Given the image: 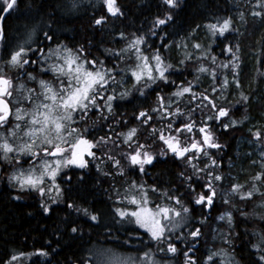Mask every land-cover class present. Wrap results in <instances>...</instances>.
<instances>
[{
  "label": "trees",
  "instance_id": "trees-1",
  "mask_svg": "<svg viewBox=\"0 0 264 264\" xmlns=\"http://www.w3.org/2000/svg\"><path fill=\"white\" fill-rule=\"evenodd\" d=\"M8 2L0 0V17ZM1 31L0 62L7 65L8 82L14 81L12 87L8 83L10 122L16 109L30 104L29 99L39 107L47 90L44 79L55 91L54 99L63 91L60 85L83 90L88 82L84 100L69 104L66 121L81 125L85 132L86 110L91 108L90 114H95L86 126L96 128L94 137L102 133L113 138L119 125H129L133 145L138 139V147L153 154L151 204L154 198L175 204L187 221L173 233L150 239L146 231L133 230L127 220L111 212L108 226L104 222L108 207L100 196L111 182L100 168L85 174L63 171L57 178L62 185L60 200L46 204L33 190L10 185L3 167L0 264L20 253L22 258L28 256L29 264H104L103 259L92 258L91 250L97 246L102 256L139 255L145 264L147 254L150 264H264V206L252 212L247 206L249 200L264 202V127L250 125L264 111V0H13ZM59 46L85 58L92 71H86L84 79L78 72L66 79L48 69V51ZM17 51L20 60L25 54L35 58L23 77H17L18 67L11 62ZM138 51L148 64L149 58L158 60L147 75L140 67L133 68L139 64ZM201 66L210 73L208 81L199 75ZM31 88L40 92L32 95L27 92ZM218 109L227 111V116L214 122ZM53 115L64 116L58 111ZM190 122L205 123V138L214 133L218 144L203 145L197 126L180 130ZM160 130L171 135H161ZM78 133L76 128L71 138ZM198 139L201 143L195 142L198 145L187 148L184 155L171 149L183 146L180 141ZM110 142L109 138L106 144H97L102 150L108 146L107 156L114 154ZM119 143L126 145L122 139ZM45 152L37 147L33 153ZM26 157L18 162L31 160ZM257 176L262 177L257 179L259 191L241 202L227 194L233 181L245 189ZM207 190L214 193L209 217L204 214ZM90 207L98 213L92 222L83 219ZM218 213L223 216L215 231L212 220ZM117 230L123 236L129 232L138 236L121 239Z\"/></svg>",
  "mask_w": 264,
  "mask_h": 264
},
{
  "label": "rangeland",
  "instance_id": "rangeland-1",
  "mask_svg": "<svg viewBox=\"0 0 264 264\" xmlns=\"http://www.w3.org/2000/svg\"><path fill=\"white\" fill-rule=\"evenodd\" d=\"M19 51L16 52V55L13 56V59L11 61L15 63L17 67H19V65H17V62H19L20 60ZM127 52L128 51H125V53ZM49 55L51 56V59L48 63H50L52 68L50 66V68L48 67V69H51L54 72H57L58 74H62L66 79L71 76V72H78V75L84 79L88 75V73L85 72L92 71V64L86 66L85 62L87 60L85 58L79 56L76 57V55L66 47L59 46L53 50H50L48 51L47 56ZM137 57V61L139 64L135 65L133 68L136 69V67H140L142 69L143 75H147L148 72H150L152 65H156L158 63L157 59L151 58L147 60V62L151 61V63H146L144 61V55L140 51H138ZM203 67L205 66H201L199 68V75L202 79H205L204 81H208L207 79H209L210 73L205 71ZM4 68H6V66L4 61H2L0 62V76L2 77H5V75L7 74V70H4ZM155 69L159 72L162 70V67L161 65H158ZM133 72L134 76L136 77L138 73L137 70H134ZM156 74L157 72H155V75ZM127 78L128 76H126V78L124 77V83H127ZM39 81L43 82V79ZM43 83L44 90H47L44 93L45 98L40 99L41 104L39 105V107L33 106L31 99H29L28 102L30 104L21 105L18 109L14 111V114L11 117V122L9 115L7 119H5L0 125V171H2L3 167H7V169L5 170V176L3 177H7V182L16 189L33 190L34 192L32 194L39 198L40 202H47L51 200L53 203H56L60 200L62 194V185L61 183H59V179L56 180V178L57 175L60 174L59 170L62 168V164L66 163L67 160L70 159V157H68V149L69 143L71 142V140L63 142L64 140L60 139V132L67 131L68 125L65 126V131L60 126L64 127V125L68 121L69 118L66 112L69 110V106L73 104V101L77 103L80 100H84L85 92L83 90L88 87V82H85L82 85L83 90H81L79 87H75V89L68 87L69 89H67L60 85L59 87L63 91L57 98L55 97L56 99L53 98V93L55 91L51 89L50 84L45 82V79ZM27 92H30L32 95H35L37 94V92L40 91L31 88L27 90ZM31 111H36V113H34L32 117L30 116ZM54 111H58V113H62L64 116L61 119H59L61 116H57L56 118L55 115H53ZM94 114L95 113H92L91 115ZM224 116H227V111L223 112V115L220 117ZM14 117H21L22 121L16 122ZM53 118L56 119L53 120ZM58 123H60V125H58ZM250 125H255V127L257 128L258 126L264 127V111L261 113V118L252 121ZM7 127L11 128L10 132H7ZM182 128L183 127H180V130ZM185 129L187 131H190L188 127ZM73 131L74 130H70V133H67L72 134ZM212 135H214V133L210 134L208 138L211 139ZM196 141L197 143H201L199 139ZM42 143L47 145L42 146ZM60 144L67 145L66 148L64 147L66 153H64V151L63 154L58 153V146ZM37 147L46 148V152L44 154L36 156V154H34L33 152ZM183 147H186V145L178 146L180 150L183 149ZM105 149L106 148H103L102 151L104 152ZM52 151L56 152L53 154ZM26 155L30 157L31 160L19 163L18 158H21V156H25V158L27 159ZM125 162L126 161L122 160L120 161V163H118L117 166L113 158L107 156L106 153L103 154L101 152L99 164V168L101 170L99 171L104 175L110 177L111 185L113 182L115 184L118 182V179L121 176L119 172V167ZM261 178L257 176L254 180L251 179L250 181H248L249 186H246L245 189L240 188L243 185L240 184L241 186L239 187V183L235 180L236 182L233 181L231 183V188H226L227 194L233 198L235 203H239L244 198L249 197L252 191H259V183L257 182V179ZM58 185L61 186V188H59ZM56 191L58 192L56 196H54V193ZM156 196L157 198L159 197V195ZM142 197L144 196L142 195ZM225 197H227V195H225ZM160 200L163 201L162 199ZM141 201L143 200L141 199ZM145 201L146 204H148L147 198H145ZM161 201L157 202L156 198H154L153 203L150 205H145V203L140 202V208L136 212H134L135 222L137 226L140 229L146 231L150 239L161 238L168 232L173 233L175 230H178L183 225H185L187 221L186 214L184 215V212L181 213L182 211L177 210V206L175 204L170 205L169 203L164 201V203H160ZM249 201V205L247 206L250 207L249 211L251 212L256 211L259 208H263L264 206V202L256 203L257 201ZM48 203L49 202H47L46 204ZM235 206L237 207L236 204ZM226 215L229 217L232 216L229 211H226ZM221 216L223 215L221 213H218V215L215 216L216 219L214 218L212 220L213 227L215 226V231L221 224ZM206 217H209V215H206ZM216 221L217 225H215ZM231 227L232 226H230L228 229L230 230ZM225 238L226 240L230 239L228 234L225 236ZM97 248H99L100 250V246H97L91 250L93 252L92 258L96 261L98 258H101L105 262L104 264H145L146 261L144 256L141 257L139 255H136L137 257H133L131 254L128 253L123 254L115 252L113 255L107 252L105 256H102ZM212 251H210V253ZM147 256L148 264H150L151 259L149 257V254H147ZM150 256L155 260L152 255ZM22 257L23 255L21 253L15 254L7 261L6 264H29L28 256L26 255V257L24 258ZM104 257L108 259H105Z\"/></svg>",
  "mask_w": 264,
  "mask_h": 264
},
{
  "label": "flooded vegetation",
  "instance_id": "flooded-vegetation-1",
  "mask_svg": "<svg viewBox=\"0 0 264 264\" xmlns=\"http://www.w3.org/2000/svg\"><path fill=\"white\" fill-rule=\"evenodd\" d=\"M35 58L29 57L25 54L24 57H22L21 60H19V67H18V73L17 77H23L25 74V68H29L32 63H34ZM7 67V65H5ZM32 68V67H31ZM7 78V74L5 75ZM5 77L0 76V95L5 91L4 97L7 101L11 97V91L9 90V86L6 90V85H8L9 82H7V79ZM16 79V78H15ZM10 81V80H9ZM14 81H11L10 86H13ZM15 83H18L17 81ZM91 102V98H90ZM36 107V104H35ZM95 109H97L96 105L94 106ZM35 113V111H34ZM91 108H88L86 110V117L84 119L85 124V132L82 131V126H76L72 121L66 122L68 126L65 124L63 128L65 131L67 126V131L60 132V139L64 140L63 142H66L68 140H71L69 143V153L68 157H70L69 160H67L66 163L62 164V168L59 170V173L61 174L63 171H66L68 173L74 174V173H92L98 171L99 164H100V157L102 151L101 147H98V143L106 144L107 141L110 138V144L112 152L114 153L113 156H110L111 158H114L115 164L118 166V163L120 161L124 160L126 161L123 165L119 167L120 177L118 179V182L108 187L107 191L103 190V194L101 197L102 200L107 204L108 211L106 214V219H103L104 222H106L107 226L109 224L110 220V212L115 215L117 219L120 220H127L134 230V228L138 229V226L135 222L134 212H136L140 206L141 203H145V205L151 204V196H152V189L154 187L153 184V178H151V172L150 169L151 164L153 162V154L149 149H145L143 147H138L137 140H134L135 146L133 145V142H131L132 135L134 134L132 128L127 126H120L119 129L114 133L113 138L112 134H109V136H103L102 133L98 136H92L93 131L95 132L96 128H91L90 126H86L87 123H91ZM11 114V113H10ZM33 115H31L32 117ZM70 116V115H69ZM71 117V116H70ZM205 118H209V115L206 114ZM86 120V121H85ZM214 122H219L220 118L217 116L215 119H212ZM60 125V123H58ZM197 126V129L200 131V137L203 140V145L206 144H218L216 143L214 138L206 139V127L207 125L205 123L201 124H193V123H186L183 125V128L190 129L192 131L193 126ZM79 130V133L75 138H71L72 134L70 133V130ZM11 128L7 127V132H10ZM69 132V133H67ZM161 135L167 134L171 135L169 131L163 132L162 130L159 131ZM119 139H122L123 142L126 143L124 147L120 146ZM166 139V138H164ZM180 141V140H179ZM197 142V141H192ZM167 144L169 142L167 141ZM180 144L187 145L188 142H181ZM63 146V148H62ZM103 148L108 149V146L103 145ZM189 146V145H188ZM187 146V147H188ZM67 147V145H59L58 146V153L63 154L66 153L64 150ZM57 148V147H56ZM62 148V149H60ZM185 148V147H183ZM171 149L176 153V155L180 154L181 150L178 147L172 146ZM56 151H52L54 154ZM51 153V151H50ZM93 169V170H92ZM59 175V174H58ZM72 176V175H71ZM71 176H68L69 178ZM126 181V182H125ZM59 186V185H58ZM61 188V186H59ZM58 191L54 193V196H56ZM214 193L211 192V190H207V195H205V201H204V214L208 215L211 209V206L213 205V195ZM142 195L144 197H142ZM145 198H147V203L145 201ZM141 199L143 201H141ZM111 208V209H110ZM97 212L93 210L92 207L89 208V211L87 212L86 218L85 215L83 216V219H87L88 221L92 222L97 220ZM119 238L123 239H134L138 236V233L129 232L127 235L123 236V234L117 230L116 231ZM114 236V234H113Z\"/></svg>",
  "mask_w": 264,
  "mask_h": 264
},
{
  "label": "water",
  "instance_id": "water-1",
  "mask_svg": "<svg viewBox=\"0 0 264 264\" xmlns=\"http://www.w3.org/2000/svg\"><path fill=\"white\" fill-rule=\"evenodd\" d=\"M12 1L13 0H9V2L5 6V9L3 10V13H2V15L0 17V37H1V34H2V31H1V29H2V18L4 16L5 12L7 11V9L9 8V6L11 5ZM3 102H4V100L0 98V105L1 106H3ZM8 114H9V106L7 104V110L3 114L0 115V120L4 119L5 117H7Z\"/></svg>",
  "mask_w": 264,
  "mask_h": 264
}]
</instances>
